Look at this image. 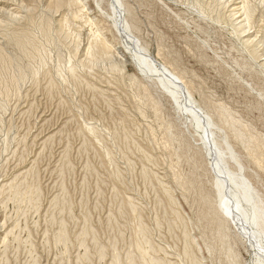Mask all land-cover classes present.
<instances>
[{"label": "rangeland", "instance_id": "1", "mask_svg": "<svg viewBox=\"0 0 264 264\" xmlns=\"http://www.w3.org/2000/svg\"><path fill=\"white\" fill-rule=\"evenodd\" d=\"M111 2L0 0V264H252L200 133L139 70ZM122 2L264 204V0Z\"/></svg>", "mask_w": 264, "mask_h": 264}, {"label": "bare ground", "instance_id": "2", "mask_svg": "<svg viewBox=\"0 0 264 264\" xmlns=\"http://www.w3.org/2000/svg\"><path fill=\"white\" fill-rule=\"evenodd\" d=\"M63 4H65V1ZM110 5L113 10V12L111 11L113 15L112 19L113 18L115 19V17L117 18V20L114 22L116 28L121 33L125 43L127 42L129 44L130 46L129 48H131V50L129 49L131 52V57L136 63L139 70L143 74L157 77L158 83L174 100V102L177 104L179 111H181V113L183 112L190 116L191 124L193 128H195V130H197L200 133L199 140L202 142V145H204V148L206 150L205 152L207 153L208 166L214 173L213 175L215 177L214 185L216 191L214 192H216L217 195V203L215 202L216 206L218 207L217 211L219 210L220 211L219 213H221L224 216V218H226L230 223L233 224V226L238 230L236 231L237 233H239L238 235L243 237L246 240L245 242L248 243L250 251H252V256H253L252 264H264V204L259 200L255 190L252 188L249 181L242 174H240L241 165L238 162L237 156L235 152L232 150L230 144L226 142V139H224L223 141H219L215 137L217 130H220L221 127L214 122V120L212 119L213 117L210 115L207 109L202 107L197 102L193 92L189 89L187 82L185 83L182 77L178 75L173 69L169 68L165 63H161L158 60H156L154 57H152L149 54V52H147L144 49V47L140 45L136 36L133 35L134 30H132V25L129 23V21L125 16L126 11L124 9L122 0H112ZM61 8H63V6ZM251 9L252 7L251 8L245 7V12H246L245 17L247 20L250 15ZM233 22L234 21H232V23ZM237 29L236 31H239ZM103 45L99 47L102 48L104 47ZM125 47L127 46L125 45ZM103 53L105 52L103 51ZM97 56L95 57L97 58ZM221 116L223 117L225 115H221ZM225 155H228V158L231 159L236 164L238 168L237 172L233 171L229 167ZM228 221L226 222L228 223ZM141 249L142 248L138 250L141 251Z\"/></svg>", "mask_w": 264, "mask_h": 264}]
</instances>
